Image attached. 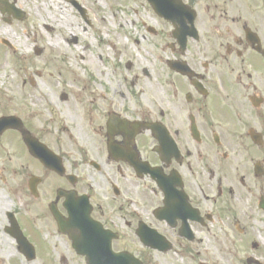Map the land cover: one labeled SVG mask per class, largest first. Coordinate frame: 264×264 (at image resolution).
Listing matches in <instances>:
<instances>
[{"label":"flooded vegetation","instance_id":"flooded-vegetation-1","mask_svg":"<svg viewBox=\"0 0 264 264\" xmlns=\"http://www.w3.org/2000/svg\"><path fill=\"white\" fill-rule=\"evenodd\" d=\"M165 1L170 19L139 21L132 44L152 60L127 63L131 78L61 96L65 118L22 117L61 171L12 130L0 136L1 181L23 192L35 177L50 218L52 205L67 217L60 192L88 198L129 264H264V0ZM56 234L62 264L85 261Z\"/></svg>","mask_w":264,"mask_h":264},{"label":"rangeland","instance_id":"rangeland-1","mask_svg":"<svg viewBox=\"0 0 264 264\" xmlns=\"http://www.w3.org/2000/svg\"><path fill=\"white\" fill-rule=\"evenodd\" d=\"M74 1L86 9L91 27L68 0H10L26 11L28 18L1 31L3 38L11 39L16 51L0 46V115L13 114L19 106L18 112L23 117L42 114L39 118L59 115L65 118L72 108L71 101L60 102L62 93L89 98L90 94L102 93L108 87V78H131L132 73L126 69L128 62L144 64L145 60H152L142 46L134 47L131 39L138 35L140 19L146 21L147 14L151 13L143 3L139 0ZM74 37L76 42L71 41ZM37 49L41 50L40 55L36 54ZM136 72L140 74L138 69ZM26 166L20 163L14 167L21 180L27 179L30 173ZM8 184L0 181V264H60L64 240L56 235L50 214L41 209L43 204L35 205L27 189L17 192L11 188V191ZM9 209L16 211L20 224L30 225L37 232L34 241L38 254L33 262L26 261L15 250V243L4 234L5 211Z\"/></svg>","mask_w":264,"mask_h":264},{"label":"water","instance_id":"water-1","mask_svg":"<svg viewBox=\"0 0 264 264\" xmlns=\"http://www.w3.org/2000/svg\"><path fill=\"white\" fill-rule=\"evenodd\" d=\"M13 120H14V118H8V119H2V120H0V132H3L4 130H7L9 128H12L13 123H14ZM72 213H76V215H77V222H85L86 220H88L87 218H85L83 216L84 215L83 211H80L78 209H75L74 211H72ZM72 213L70 212V215L71 216L73 215ZM54 216L57 217L59 226H60V228H62V223H61L60 219L58 218L59 216H57L56 214H54ZM80 228L81 229H86L85 225H82ZM73 242H74V245H76V246L78 245L77 240L73 239ZM83 243H84V245H89L90 244V241H85ZM29 258H30V260L33 259L34 258V255H32ZM90 262H92V261H90Z\"/></svg>","mask_w":264,"mask_h":264},{"label":"bare ground","instance_id":"bare-ground-1","mask_svg":"<svg viewBox=\"0 0 264 264\" xmlns=\"http://www.w3.org/2000/svg\"><path fill=\"white\" fill-rule=\"evenodd\" d=\"M55 45H58V42H55ZM80 79H82V78H80Z\"/></svg>","mask_w":264,"mask_h":264}]
</instances>
